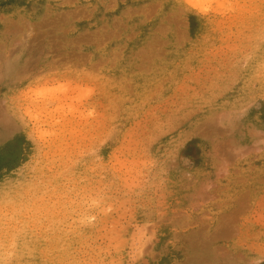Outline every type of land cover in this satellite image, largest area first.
<instances>
[{"label": "rangeland", "instance_id": "374dc122", "mask_svg": "<svg viewBox=\"0 0 264 264\" xmlns=\"http://www.w3.org/2000/svg\"><path fill=\"white\" fill-rule=\"evenodd\" d=\"M0 264H264V0H0Z\"/></svg>", "mask_w": 264, "mask_h": 264}]
</instances>
